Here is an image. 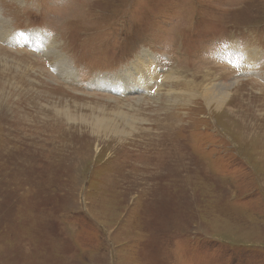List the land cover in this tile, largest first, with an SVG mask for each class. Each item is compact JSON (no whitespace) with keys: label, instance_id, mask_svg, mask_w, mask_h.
I'll return each instance as SVG.
<instances>
[{"label":"rangeland","instance_id":"rangeland-1","mask_svg":"<svg viewBox=\"0 0 264 264\" xmlns=\"http://www.w3.org/2000/svg\"><path fill=\"white\" fill-rule=\"evenodd\" d=\"M0 264H264V0H0Z\"/></svg>","mask_w":264,"mask_h":264},{"label":"bare ground","instance_id":"bare-ground-1","mask_svg":"<svg viewBox=\"0 0 264 264\" xmlns=\"http://www.w3.org/2000/svg\"><path fill=\"white\" fill-rule=\"evenodd\" d=\"M1 30L3 31V33L6 31V30L3 29V27H1ZM246 62L249 63V64H251V65H253L254 60L252 58H249V59H247ZM131 74L135 77L136 82L141 83L142 85L147 82V79H148L147 75L142 74L139 71V67H138V64L137 63L133 65ZM167 79L169 80V78H167ZM118 81H120V79ZM129 81H131V80L129 79ZM170 81L172 82L173 80H170ZM129 83L130 82L120 83V84L118 83V84L121 85V87L124 88V90H129V91H134L135 92V90H137V89L127 88V86H128ZM168 83H170V82L168 81ZM198 86H199L198 87V90L199 89L201 90V94H199V95L204 98L205 103H207V105H209V107L216 105L215 106V110H218L219 109L218 107L224 103V102L222 103L223 97H225V99L227 97H229V96H226V91H225L224 88H220V87L218 88V87L215 86L214 83H212V82L209 83L208 82V78L207 79H204V80H201L199 82V85ZM120 113L119 114H116L115 116L120 115L121 118L125 119L126 118L125 114L124 113L120 114ZM96 129L99 130L100 132H113V133H116L117 135L124 133V132H120L119 133L118 131H113L111 129L110 125L108 123L104 122V121H103V123L102 122H99V125H98V127ZM117 135H115V137Z\"/></svg>","mask_w":264,"mask_h":264}]
</instances>
